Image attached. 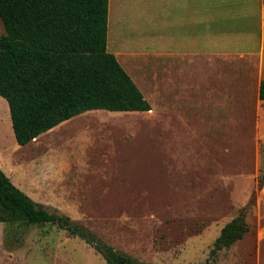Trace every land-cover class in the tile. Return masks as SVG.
Returning <instances> with one entry per match:
<instances>
[{
	"label": "rangeland",
	"instance_id": "rangeland-1",
	"mask_svg": "<svg viewBox=\"0 0 264 264\" xmlns=\"http://www.w3.org/2000/svg\"><path fill=\"white\" fill-rule=\"evenodd\" d=\"M110 2L108 26L111 18L117 27H108L107 49L122 53L151 110L92 111L18 146L0 97L1 172L34 203L139 262L264 264V0L248 41L253 0H196L200 14L208 3L211 37L201 15L194 43L168 0ZM241 211L249 232L210 257ZM0 264L106 262L56 225L18 221L0 223Z\"/></svg>",
	"mask_w": 264,
	"mask_h": 264
},
{
	"label": "trees",
	"instance_id": "trees-1",
	"mask_svg": "<svg viewBox=\"0 0 264 264\" xmlns=\"http://www.w3.org/2000/svg\"><path fill=\"white\" fill-rule=\"evenodd\" d=\"M0 97L15 142L25 146L88 111L148 112L151 107L107 49L108 0H0ZM264 102V79L258 86ZM264 184V171L258 176ZM52 224L91 244L106 264H145L102 243L71 220L34 203L0 170V223ZM250 230L243 211L228 221L210 257Z\"/></svg>",
	"mask_w": 264,
	"mask_h": 264
},
{
	"label": "crops",
	"instance_id": "crops-1",
	"mask_svg": "<svg viewBox=\"0 0 264 264\" xmlns=\"http://www.w3.org/2000/svg\"><path fill=\"white\" fill-rule=\"evenodd\" d=\"M196 0H168V3H167V5L169 6V8H168V13H169V11L171 10V9H173V8H175V11H179L177 14L175 13V15H176V22H177V24H178V27L180 26L181 28V30L182 29H185V30H187V38H189L188 39V43H194V39L195 38H197L198 36H199V30H198V23H199V20H200V16L202 15V17H203V20L204 21H206V22H208V24H207V31H208V37H211V32H209V30H211V12H210V9H209V7H208V3H206V5H207V8H204L203 10H202V13L200 14L199 13V9L198 10H196V9H194V6H196V5H198V3L196 2V3H194ZM253 4H254V6L256 7V9H257V12H259V16H255V20H256V26H255V28H252L251 30H249L248 31V29H247V31L248 32H246L245 33V39H246V41H248V36L250 35V34H252V31H254L255 29L257 30V28H258V25H260L261 24V22H262V20H263V0H253ZM111 2H110V0H108V15H109V10H110V15H111ZM114 7H115V9H114V16L117 14V5H114ZM119 7V6H118ZM185 8L182 12H181V9L182 8ZM171 13H169V15H170ZM168 15V16H169ZM162 17L163 16H161V21H162ZM117 27V24H116V21L115 22H112L111 21V18H110V21H109V29L111 28L112 30H113V28H116ZM198 30V31H197ZM169 31V29H168V26H166V28H165V30H164V27L163 26H161V38H163L164 37V34L166 33L167 34V32ZM110 34V33H109ZM180 34V36L182 37V34L181 33H179ZM247 52V51H246ZM163 53L164 52H161V57H162V55H163ZM242 53V52H241ZM112 54H114L115 55V57H116V59L118 60V62L120 63V65L123 67V69L126 71V69H125V67L122 65V62H121V59H120V57L122 56V53L121 52H117V51H115V52H113ZM125 54V53H124ZM209 64H211V63H209ZM207 65L206 67H210V65ZM127 72V71H126ZM128 73V72H127ZM130 76V75H129ZM131 77V76H130ZM133 80V79H132ZM134 81V80H133ZM135 83V82H134ZM259 86V85H258ZM90 112H92V111H88V112H85V113H83V114H80V115H77V116H75L76 118H78V117H81V118H83L84 119V117H86V115H88L87 113H90ZM85 115V116H84ZM75 117H73V118H75ZM73 118H71V119H73ZM70 120V119H69ZM69 120H67V121H69ZM67 121H64V122H62V123H65V122H67ZM62 123H60V124H62ZM59 124V125H60ZM59 125H57V126H59ZM56 126V127H57ZM55 128V127H54ZM53 128V129H54ZM52 130V129H51ZM42 135V134H41ZM40 136V135H39Z\"/></svg>",
	"mask_w": 264,
	"mask_h": 264
}]
</instances>
